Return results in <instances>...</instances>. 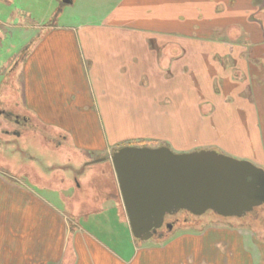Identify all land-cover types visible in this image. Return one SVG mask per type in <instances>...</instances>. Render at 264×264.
Here are the masks:
<instances>
[{"label":"crops","instance_id":"obj_1","mask_svg":"<svg viewBox=\"0 0 264 264\" xmlns=\"http://www.w3.org/2000/svg\"><path fill=\"white\" fill-rule=\"evenodd\" d=\"M8 1L0 0L3 6L0 26L4 29L24 27L22 21L9 24L15 11L21 8L13 7ZM68 1L71 2L48 0L52 10L59 5L69 6L64 7L62 13L64 16L69 12L75 14L74 18L69 17L75 21L69 23L68 19L61 25L47 28L46 35L26 58L21 69L24 103L33 120L62 133L65 139L71 138L77 150L95 153L98 158L105 155L102 159L113 172L114 192L111 195L114 194L112 200L119 208L117 218L130 227L111 160L115 150L106 146L93 148L91 117L92 123L100 120L104 125L105 105L114 103L123 108L134 90L143 92L138 99L151 108L157 101L156 90L161 88H165L162 93L171 99L161 110L168 111L169 118L179 117L181 121H175L178 124V121L183 122L184 115L187 124L189 112L196 113L191 106L211 107L216 115L221 106L215 107V102L222 104L221 96L223 93L226 96L224 87L228 89L233 79L231 73L227 80H222L221 76L220 81L217 79L218 73L210 65L221 52L218 51L220 45L213 43L212 36L196 33L205 26V13H214L220 0ZM260 2L263 1L248 0V8L255 10ZM80 8L91 21L82 16ZM25 13L22 11L17 18L24 21ZM253 14L252 20L256 13ZM208 22L213 23L211 17ZM26 26L25 29L30 28ZM226 49V55L235 53L233 48ZM260 57L264 59V52ZM163 58L168 71L159 73L157 60ZM261 80L264 81V73ZM126 91L131 95L127 96ZM144 94H149L152 100ZM89 103L97 110L86 108ZM106 133L105 128L108 137ZM187 133L188 129L183 133L180 130V138L189 136ZM138 140L155 141L153 148L159 147V138L140 134L125 142ZM125 142L121 139L116 145ZM111 195H106L103 204L110 202ZM0 206L5 213L6 235L12 233L20 239L4 248L5 257L0 264H264V244L258 245L255 236L246 230L221 225L164 238L152 246L137 245L134 255L126 259L76 224L42 192L38 197L30 189L18 191L11 185L0 196Z\"/></svg>","mask_w":264,"mask_h":264},{"label":"rangeland","instance_id":"obj_2","mask_svg":"<svg viewBox=\"0 0 264 264\" xmlns=\"http://www.w3.org/2000/svg\"><path fill=\"white\" fill-rule=\"evenodd\" d=\"M261 1L263 2H260V7L253 10L248 8V0H220L214 13H205V26L196 33L203 37L212 36L215 40L213 43L220 45L218 51L221 52L215 55L210 65L218 73L217 79L221 76L222 80H227L230 73L233 79L228 89L223 86L226 96L225 93L221 96L222 104L215 102V107L221 106L216 115L211 107L201 105L198 109L197 105L189 104L196 113L189 112V121L185 124L186 115L182 118L183 122H180L179 117L169 118L168 111L164 113L161 110L171 101L162 93L165 88L156 90L157 101L154 105L151 104V108L139 101L138 98L142 97L143 92L134 90L132 98L125 101L123 108L116 107L114 103L105 105L104 125L99 123L100 120L97 124L92 123L91 117L93 148L106 146L109 150H116L126 145V139L140 134L151 139L159 138V147H167L177 154L212 149L227 157L250 162L264 170V81L261 80L264 59L260 57L264 52V0ZM8 2H12L13 7L21 8L17 9V12L14 10L9 24L22 21L24 27L4 29L0 26V111L5 110L31 119L24 129L0 116V196L9 190L11 185L18 191L30 189L38 197L42 192L67 212L68 217L75 220L76 224L95 234L105 246L119 251L126 259L134 255L137 245L152 246L160 243L162 239L198 233L221 225L234 230L249 231L253 234L252 237L255 236L258 245L264 244V204L243 217L226 218L213 211L195 216L181 211L166 217V223L174 227L169 228V231L166 227L161 229L165 237L156 235L146 242L134 238L130 227L122 224L117 218L119 208H116V203L112 200L114 194L111 195L114 192L111 167L107 161L91 164L105 158V155L99 154L98 158L95 153L77 150L71 138L65 139L62 133L40 126L39 121L33 120L24 103L21 69L26 58L39 39L46 35L47 28L61 25L70 19V16L74 18L75 14L69 12L68 16L63 15L62 9L69 6L59 5L56 10L50 9L52 7L49 6L48 0ZM2 7L0 3V9H3ZM80 10L81 8L79 12ZM22 11L28 12V15L25 13L24 21L17 18ZM81 14L84 15L82 12ZM252 14L255 21L251 19ZM84 17L90 20V16ZM210 17L213 23L208 22ZM74 21L75 19H70L69 23ZM25 25L30 28L25 29ZM226 48H233L235 53L224 54ZM166 62L165 58L157 60L159 73L168 71ZM206 66H209L207 60ZM126 94L131 95L129 91H126ZM143 96L152 100L149 94ZM87 107L93 106L89 103ZM91 109L97 110L95 107ZM177 120L183 125L176 123ZM105 128L108 137L105 135ZM15 129L22 133L20 138L5 135L3 131ZM184 129H188L189 136H182L181 139L180 130L183 133ZM98 137L101 140H96ZM121 139L126 142L116 145ZM148 147L153 148L154 143ZM107 194L111 195L110 202L103 204ZM0 210L1 260L5 257L4 248L13 240L20 239L12 233L6 235L8 228L3 221L5 213L2 206Z\"/></svg>","mask_w":264,"mask_h":264},{"label":"water","instance_id":"obj_3","mask_svg":"<svg viewBox=\"0 0 264 264\" xmlns=\"http://www.w3.org/2000/svg\"><path fill=\"white\" fill-rule=\"evenodd\" d=\"M111 160L130 229L142 242L180 211L243 217L264 204V170L213 150L176 154L167 147L126 146Z\"/></svg>","mask_w":264,"mask_h":264},{"label":"flooded vegetation","instance_id":"obj_4","mask_svg":"<svg viewBox=\"0 0 264 264\" xmlns=\"http://www.w3.org/2000/svg\"><path fill=\"white\" fill-rule=\"evenodd\" d=\"M0 116H4L7 118V120L10 121V123H13L14 125H16L17 127H23L24 129H26V124L29 123L30 119L28 117H20L14 113H10L8 111H0ZM5 135H14L15 137L20 138L22 133L19 132V130L15 129L13 131H8V130H3ZM9 133V134H7ZM173 216V215H172ZM166 227L167 230L169 231L170 229H173L174 225L170 224V223H165V225L163 226V228ZM162 229V228H161ZM161 229L158 230L157 234L159 237L163 238L165 237V235L163 234V232H161ZM161 232V233H160Z\"/></svg>","mask_w":264,"mask_h":264},{"label":"trees","instance_id":"obj_5","mask_svg":"<svg viewBox=\"0 0 264 264\" xmlns=\"http://www.w3.org/2000/svg\"><path fill=\"white\" fill-rule=\"evenodd\" d=\"M155 143L154 141H148V140H138V141H130L126 143L128 146H139V147H146L150 144Z\"/></svg>","mask_w":264,"mask_h":264}]
</instances>
